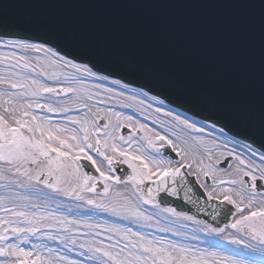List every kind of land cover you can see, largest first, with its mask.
<instances>
[{
    "label": "snow or ice",
    "instance_id": "6c2138e0",
    "mask_svg": "<svg viewBox=\"0 0 264 264\" xmlns=\"http://www.w3.org/2000/svg\"><path fill=\"white\" fill-rule=\"evenodd\" d=\"M30 6L0 0V264H264V0L76 5L251 13L259 104L192 105L189 112H207L202 121L171 107L186 103L146 69L104 67L108 53L95 49L70 53L79 37L42 30L27 18ZM133 108L136 115L124 111ZM149 113L163 115L160 125L172 138L136 118ZM168 147L179 159L166 154ZM197 149L208 163L194 158ZM117 165L127 166L123 178ZM194 165L193 179L212 180L211 190L199 184L212 207L206 219L174 204L206 211L185 173ZM120 186L126 192L113 193ZM214 200L233 206L223 209L222 226Z\"/></svg>",
    "mask_w": 264,
    "mask_h": 264
},
{
    "label": "water",
    "instance_id": "95a60500",
    "mask_svg": "<svg viewBox=\"0 0 264 264\" xmlns=\"http://www.w3.org/2000/svg\"><path fill=\"white\" fill-rule=\"evenodd\" d=\"M83 2L31 0L32 6L24 11L42 30L73 33L79 37L78 43L69 45L70 53H84L89 49L104 51L108 53L101 61L104 67L124 71L138 67L147 70L148 78L168 81L174 85L169 89L172 98L186 103L184 107L173 105L186 111L194 106L216 110L258 106L259 38L250 32L251 13L211 7L76 6ZM195 111L201 114L196 115ZM195 111L190 113L201 118L207 115L203 110ZM164 151L176 156L169 147ZM117 167V174L123 178L127 166ZM87 170L95 174L91 167ZM185 173L188 176L186 170ZM188 178L194 191L201 196L200 206L206 211L197 213L195 207L180 200H175L174 204L184 210L191 207L192 214L206 219L212 207L205 205L203 190L195 179ZM212 204L221 212L217 223L222 226L224 204L217 205L215 200Z\"/></svg>",
    "mask_w": 264,
    "mask_h": 264
},
{
    "label": "bare ground",
    "instance_id": "6f19581e",
    "mask_svg": "<svg viewBox=\"0 0 264 264\" xmlns=\"http://www.w3.org/2000/svg\"><path fill=\"white\" fill-rule=\"evenodd\" d=\"M166 103H167V101H166ZM171 107L175 108V110H176L177 112H186L188 115H192V116L194 117V119H196V120H201V121L203 120V118L197 117V116H195V115H193V114H191V113H189V112H187V111H185V110H183V109H181V108H179V107H176V106H174V105H171ZM124 111H125L127 114H133V115H136V109H135V108H133V109H124ZM150 116H151V113H149L148 115L143 116V117L137 115L136 118H137V119H140L142 123L148 125L149 127H154L155 130H156L157 132H160V134H162V135H163V134H166V135L169 136V138H172L171 130H170V129H167V128H164V127H161V125H160V121L165 120V118L163 117V115H160L159 117H151V118H149ZM211 131H212L211 129H208V130H207V133H211ZM207 133H206V134H207ZM125 135H127V133H125ZM141 135H143V134H141ZM216 135L218 136L219 133H216ZM144 147H145L146 149H148V146H147V142H146V141L144 142ZM169 148H170V147H169ZM170 150H172V149L170 148ZM148 151L151 152L152 150H151V149H148ZM214 155H215V156H218V158L221 159V160L224 159V157H223V156H219L218 153H214ZM201 157L204 159V163H205V164L208 163V160H207L206 156H203V154L200 152V150L197 149V150L195 151V156H194V158H195V159H199V158H201ZM177 159H179V157H177ZM174 160H175V159H174ZM229 163H230L232 166L235 165V161H234V160H231ZM220 167H221V168H224V170H225L226 173L231 171V168H226V167L223 166V165H220ZM194 171H195V165L193 166L192 169H186V172H187L190 176H192V173H193ZM225 178H227V177H225ZM196 182H197L198 184H204L205 187H207L209 190H211V185H212V180H211V179L205 180L204 176L201 175V176H200V179H199L198 181L196 180ZM112 191H113V193H125V192H126V189H125V187L120 186V187L114 188ZM232 207H233V206H232ZM233 210H234V208H233ZM94 219H111V218H110V217H105V216H99V217H94ZM201 246H204V245L202 244Z\"/></svg>",
    "mask_w": 264,
    "mask_h": 264
},
{
    "label": "rangeland",
    "instance_id": "374dc122",
    "mask_svg": "<svg viewBox=\"0 0 264 264\" xmlns=\"http://www.w3.org/2000/svg\"><path fill=\"white\" fill-rule=\"evenodd\" d=\"M224 166V165H223Z\"/></svg>",
    "mask_w": 264,
    "mask_h": 264
}]
</instances>
